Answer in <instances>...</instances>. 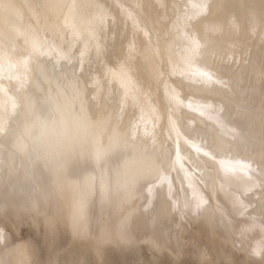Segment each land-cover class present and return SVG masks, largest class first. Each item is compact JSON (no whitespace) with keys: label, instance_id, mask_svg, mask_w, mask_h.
<instances>
[{"label":"bare ground","instance_id":"1","mask_svg":"<svg viewBox=\"0 0 264 264\" xmlns=\"http://www.w3.org/2000/svg\"><path fill=\"white\" fill-rule=\"evenodd\" d=\"M23 220L64 264L192 223L199 264H264V0H0V264Z\"/></svg>","mask_w":264,"mask_h":264},{"label":"rangeland","instance_id":"2","mask_svg":"<svg viewBox=\"0 0 264 264\" xmlns=\"http://www.w3.org/2000/svg\"><path fill=\"white\" fill-rule=\"evenodd\" d=\"M191 226L192 229L190 228V231L184 232V235H180L175 241L176 243L174 242L177 252L176 249L174 251L179 254L174 259L175 262H171L167 256H161L159 259L161 264H199L198 258L195 257L197 252L201 250V248H198L197 234L195 233L199 231V225L192 223ZM17 228L18 231L14 233V236L16 240L25 241L31 247L33 251V264H64L60 257L68 253L71 242L67 233L60 231L58 234H50L45 229V226L35 224L30 220L21 221ZM181 236H185V238ZM144 245L145 243L142 242V249H135L131 246L120 250L116 248V250L113 247V251L106 252V260L103 258L102 264H141V260L148 261L152 258V254ZM82 250H80L81 253L78 251L76 254L77 264L85 262L82 260V257L87 258L89 264H92V261L98 264L96 260L92 259L91 253L82 252ZM182 250L184 253H180ZM212 254H214L212 264H235L230 262L231 259L227 254V248L222 245H214L212 247Z\"/></svg>","mask_w":264,"mask_h":264}]
</instances>
